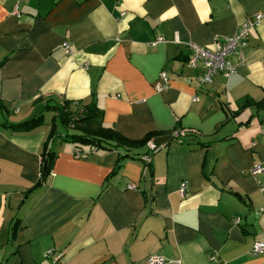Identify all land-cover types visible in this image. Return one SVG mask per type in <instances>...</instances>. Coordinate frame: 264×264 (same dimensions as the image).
<instances>
[{"label": "crops", "instance_id": "obj_1", "mask_svg": "<svg viewBox=\"0 0 264 264\" xmlns=\"http://www.w3.org/2000/svg\"><path fill=\"white\" fill-rule=\"evenodd\" d=\"M257 13L229 55L235 72L200 84L188 44L213 47ZM263 96L264 0H0V264H50L49 248L58 264H264L251 251L264 241V171L249 172L264 162ZM64 101L94 102L129 139L171 138L152 151L55 138L40 181L51 123L8 124Z\"/></svg>", "mask_w": 264, "mask_h": 264}, {"label": "trees", "instance_id": "obj_2", "mask_svg": "<svg viewBox=\"0 0 264 264\" xmlns=\"http://www.w3.org/2000/svg\"><path fill=\"white\" fill-rule=\"evenodd\" d=\"M254 104L252 100L244 99L241 105ZM260 106L264 107V96L258 101ZM71 102L64 101L61 104L46 105L45 110L55 111L56 115L53 116L54 119H58L62 127L68 128L73 127L74 132H65L64 134L58 133L56 131L57 125L56 121L51 122L50 129L46 139L43 142V148L41 153V170H40V181H44L51 171L52 164L56 158V152L53 150L49 143L53 142L55 138H60L64 141L71 143H77L80 145H90L94 149H116L117 147L139 148L148 145V149L151 151L156 149L158 146L150 145L152 139L158 135L155 131L148 132L141 139H129L115 129L111 127H105L101 124V113L102 110L97 107V105L92 102L87 105L81 106L80 109L72 110L70 109ZM43 121V114L39 112L30 119L9 123L8 126L16 131H28L36 126H39ZM130 156L128 154H121L118 156V160L112 172L108 175H112L120 167V161L125 157ZM142 156V155H141ZM140 159V156H137ZM141 160V159H140ZM146 166L149 163L145 164ZM30 188L29 190H31ZM28 190V191H29ZM26 191V193L28 192ZM19 223V219L15 218L12 228H16Z\"/></svg>", "mask_w": 264, "mask_h": 264}, {"label": "built area", "instance_id": "obj_3", "mask_svg": "<svg viewBox=\"0 0 264 264\" xmlns=\"http://www.w3.org/2000/svg\"><path fill=\"white\" fill-rule=\"evenodd\" d=\"M14 9V13L16 12ZM261 19V14H255L254 18L247 19L243 21L235 34L227 37L218 38L213 47H207L197 43H189L188 48L190 53L187 57L186 63L189 66H195L197 62L201 61L203 64V69L199 77L200 84L211 82L215 73L220 72L223 76L228 77L230 74L234 73L236 70V64L229 61V55L234 52L238 46L244 43L248 35V30L257 25ZM160 39V37H158ZM63 45L69 50L68 42H63ZM167 86V76L165 72L160 73L159 80L157 81L155 88L158 92L165 89ZM185 131L177 130L174 135L181 136L184 135ZM178 138V137H177ZM140 158L143 162H148L150 160L149 155H142ZM264 171V162L255 163L249 170L252 175H257ZM128 187H133L129 184ZM186 187V182L180 184L179 193L184 194ZM235 221H239L236 217ZM251 251L254 254L264 251V241H254L251 247ZM52 249H47L45 252L46 256L51 257L50 264H58L61 254H52ZM213 258V257H212ZM146 262L148 264H164L166 258L160 254H151L146 257Z\"/></svg>", "mask_w": 264, "mask_h": 264}, {"label": "rangeland", "instance_id": "obj_4", "mask_svg": "<svg viewBox=\"0 0 264 264\" xmlns=\"http://www.w3.org/2000/svg\"><path fill=\"white\" fill-rule=\"evenodd\" d=\"M35 115H37V114H35ZM43 117H44V121H42V123L40 125H43V127H45V128H49L50 123L55 121L54 117L52 116V113L49 111H44ZM56 124H57L56 131L58 133L64 134L65 132H74L73 127H68V128L62 127L61 124L59 123L58 119H57Z\"/></svg>", "mask_w": 264, "mask_h": 264}, {"label": "water", "instance_id": "obj_5", "mask_svg": "<svg viewBox=\"0 0 264 264\" xmlns=\"http://www.w3.org/2000/svg\"><path fill=\"white\" fill-rule=\"evenodd\" d=\"M171 138L170 135H162V136H157L153 139V145L154 146H159L160 144L164 143L165 141L169 140ZM40 182H37L35 186H39Z\"/></svg>", "mask_w": 264, "mask_h": 264}]
</instances>
